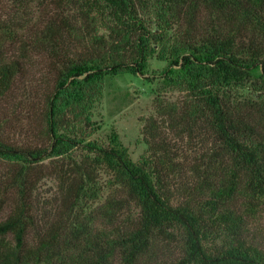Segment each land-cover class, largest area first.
<instances>
[{
    "label": "trees",
    "instance_id": "16d2710c",
    "mask_svg": "<svg viewBox=\"0 0 264 264\" xmlns=\"http://www.w3.org/2000/svg\"><path fill=\"white\" fill-rule=\"evenodd\" d=\"M35 1L46 17L22 53L48 60L53 88L42 144L0 119V264H264V0ZM3 45L0 101L21 79ZM153 60L133 160L115 132L89 139L93 114L107 77L151 82ZM43 178L55 203L36 202Z\"/></svg>",
    "mask_w": 264,
    "mask_h": 264
},
{
    "label": "rangeland",
    "instance_id": "374dc122",
    "mask_svg": "<svg viewBox=\"0 0 264 264\" xmlns=\"http://www.w3.org/2000/svg\"><path fill=\"white\" fill-rule=\"evenodd\" d=\"M47 9L50 11V8ZM45 17L46 9L35 0H0V38L1 42L4 41L1 54L6 60L17 58L21 65V79L19 82L17 80L11 94L0 101V119L10 120L4 128L5 137L16 144L31 147L44 141L41 124L45 100L52 91L53 82L48 72V60L37 55L30 47H27V53H22V41L28 42L33 35L31 31L34 32ZM7 28L11 31L4 32L9 31ZM164 66V63L154 60L150 62L146 78L152 79L151 82L129 74L107 77L101 101L93 114V120L100 125V130L89 139L106 142L110 133L115 132L128 148L131 158L138 159L145 149L140 141L139 129L142 124L139 119L155 115L152 103L154 91L159 80L158 73ZM164 97L166 101H176L181 95L168 92L164 93ZM47 163L45 161L41 167L48 170ZM3 174L0 168V178ZM34 196L39 205L55 203L58 199L55 179H41ZM54 207L55 204L52 209ZM260 226V237L264 241V221Z\"/></svg>",
    "mask_w": 264,
    "mask_h": 264
}]
</instances>
